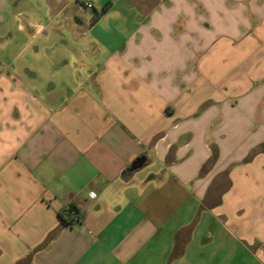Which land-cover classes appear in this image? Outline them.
<instances>
[{
  "label": "crops",
  "instance_id": "0c3cea01",
  "mask_svg": "<svg viewBox=\"0 0 264 264\" xmlns=\"http://www.w3.org/2000/svg\"><path fill=\"white\" fill-rule=\"evenodd\" d=\"M0 264H264V0H0Z\"/></svg>",
  "mask_w": 264,
  "mask_h": 264
},
{
  "label": "water",
  "instance_id": "95a60500",
  "mask_svg": "<svg viewBox=\"0 0 264 264\" xmlns=\"http://www.w3.org/2000/svg\"><path fill=\"white\" fill-rule=\"evenodd\" d=\"M144 157H139L132 165H131V168L130 170L133 171V170H136L137 168H140L143 163H144Z\"/></svg>",
  "mask_w": 264,
  "mask_h": 264
},
{
  "label": "built area",
  "instance_id": "2783aa9c",
  "mask_svg": "<svg viewBox=\"0 0 264 264\" xmlns=\"http://www.w3.org/2000/svg\"><path fill=\"white\" fill-rule=\"evenodd\" d=\"M84 6H85V8L86 9H88V10H91V9H93V4L91 3V2H86V3H84Z\"/></svg>",
  "mask_w": 264,
  "mask_h": 264
},
{
  "label": "trees",
  "instance_id": "16d2710c",
  "mask_svg": "<svg viewBox=\"0 0 264 264\" xmlns=\"http://www.w3.org/2000/svg\"><path fill=\"white\" fill-rule=\"evenodd\" d=\"M62 219H63V221H64V222H66V223H69V222H71V218H70V219H69V218H68V219H66L65 217H62Z\"/></svg>",
  "mask_w": 264,
  "mask_h": 264
},
{
  "label": "rangeland",
  "instance_id": "374dc122",
  "mask_svg": "<svg viewBox=\"0 0 264 264\" xmlns=\"http://www.w3.org/2000/svg\"><path fill=\"white\" fill-rule=\"evenodd\" d=\"M212 54L215 55V54H217V53H216V52H213ZM218 54H220V53H218ZM215 56H216V55H215ZM219 69H220V68H219Z\"/></svg>",
  "mask_w": 264,
  "mask_h": 264
}]
</instances>
